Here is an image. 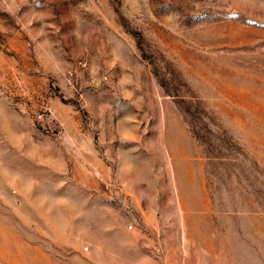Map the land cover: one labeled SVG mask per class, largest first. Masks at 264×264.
I'll return each mask as SVG.
<instances>
[{
  "label": "rangeland",
  "instance_id": "1",
  "mask_svg": "<svg viewBox=\"0 0 264 264\" xmlns=\"http://www.w3.org/2000/svg\"><path fill=\"white\" fill-rule=\"evenodd\" d=\"M0 264H264V0H0Z\"/></svg>",
  "mask_w": 264,
  "mask_h": 264
}]
</instances>
